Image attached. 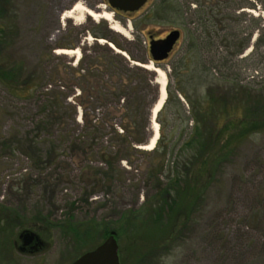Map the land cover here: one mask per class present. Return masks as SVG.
Segmentation results:
<instances>
[{"label":"trees","instance_id":"1","mask_svg":"<svg viewBox=\"0 0 264 264\" xmlns=\"http://www.w3.org/2000/svg\"><path fill=\"white\" fill-rule=\"evenodd\" d=\"M153 3L151 14L155 19L186 30L190 41L187 51L191 52V58H179L170 64L167 96L155 117L159 134L153 147L146 151L139 146L148 144L153 135L152 110L159 97L157 74L134 63L146 64L151 58L134 56L115 38L143 48L140 34L127 40L101 20L91 21L89 28L69 25L67 31L78 34L74 44L47 45V75L40 70L24 74L23 64L0 58V86L15 100L32 97L39 103L30 131L3 133L0 124V158L19 151L27 158L34 155L38 167L47 164L49 168L55 163L56 169L66 148L87 163L81 167L89 176L83 181L85 189H91L85 193L86 198L98 185L110 188L123 180L122 172L126 170L122 161L130 168L143 169L146 173L143 183L154 189L143 213L152 223L153 219L167 215L166 222L156 225L165 231L174 220L171 215L178 208L179 197H192V188L201 185L204 177L206 182L201 186L205 188L207 183H212L221 166L243 142L264 133V76L255 74L264 63V18L247 11L258 5L264 10V0H155ZM86 33L111 41L117 48L125 49L127 56L97 42L91 50L82 47L76 62L53 53L58 47L78 46ZM250 46V52L243 56ZM181 69L190 73L187 83L193 86L191 93L181 86L175 88L177 96L170 76ZM249 70L254 73L249 74ZM172 98L188 123L182 129L184 142L178 155L167 142L160 120L161 112ZM43 150L46 158L42 160ZM139 153L150 158L138 161ZM166 155L170 161L165 167ZM90 159L98 163L90 164ZM67 167L51 173L47 185L69 182ZM29 181L35 186L39 179L29 177ZM51 191L54 193V188ZM195 203H188V208ZM2 211L0 222L12 225L23 220L9 210ZM63 223L74 233L78 231L71 215ZM85 231L88 232L87 228ZM114 231L117 233L118 228ZM223 259L221 264H230Z\"/></svg>","mask_w":264,"mask_h":264},{"label":"rangeland","instance_id":"2","mask_svg":"<svg viewBox=\"0 0 264 264\" xmlns=\"http://www.w3.org/2000/svg\"><path fill=\"white\" fill-rule=\"evenodd\" d=\"M154 1L149 0L138 10L126 12L112 10L106 0H0V58L23 64L24 74L40 70L47 75V45L74 44L78 38V34L67 31L69 25L89 28L91 21L103 20L110 29L118 25L122 33L112 30L127 40L140 34L143 48L115 37L122 48L139 58H151L147 51L150 38H163L169 31L178 29L180 37L166 59L158 65L147 61V65L162 69L168 81L170 64L179 58H191V52L187 51L190 41L183 27L152 16ZM77 2L94 11L102 6L111 13L112 19H95L86 13L80 16L77 11L61 18ZM258 6L247 11L264 18V10ZM255 37L256 34L251 44ZM94 42L100 43L86 33L78 46L58 47L52 51L62 55L56 49L76 48L80 57L81 48L91 50ZM102 43L127 56L125 49L117 48L111 41L103 39ZM250 50L251 46L242 55ZM63 55L77 61L76 54ZM253 73L249 70V74ZM256 73L264 76V63ZM189 74L183 69L171 73L172 88L181 86L191 93L193 85L187 83ZM175 94L179 95L177 90ZM73 96L69 98L71 102ZM38 106L32 97L15 100L0 86L2 132L30 131ZM160 120L167 142L175 147L174 154L178 155L184 142L182 129L187 122L178 112L173 98L161 112ZM139 147L150 150L142 145ZM41 153L43 160L46 150ZM8 157L0 158V218L4 214L2 210H9L23 220L12 225L0 222V264H70L78 255L100 244L108 236L107 232L116 228L119 264H221L223 258L230 264H264V133L243 142L221 166L212 183H207L205 188L201 186L206 182L204 177L201 185L192 188V197H179L178 208L170 214L174 220L165 231L156 225L166 222L167 215L153 219L152 223L143 213L154 193V189L143 183L146 178L143 169L130 168L122 161L126 170L122 172L123 180L110 188L98 185L86 198L85 193L91 189H85L83 181L89 176L81 167L87 163L68 149L61 153V163L58 162L56 169L55 163L49 168L47 164L38 167L35 164L38 159L34 155L27 158L24 152L18 151ZM136 157L143 162L150 158L140 153ZM96 161L90 159L89 163L95 165ZM169 161L170 156L166 155L165 167ZM62 166H68L70 181L52 187L47 185L48 176L55 171L61 172ZM29 177L39 182L35 186L29 184ZM191 202L196 203L188 208ZM69 215L78 224V235L63 223ZM62 224L64 226L60 227ZM24 230L40 238L43 246L38 251L23 253L19 250L22 245L19 234Z\"/></svg>","mask_w":264,"mask_h":264},{"label":"water","instance_id":"3","mask_svg":"<svg viewBox=\"0 0 264 264\" xmlns=\"http://www.w3.org/2000/svg\"><path fill=\"white\" fill-rule=\"evenodd\" d=\"M106 1L108 3V6L112 9L132 12V11L138 10L148 0H106ZM179 36H180V31L178 29H173L169 31L163 38H158V39L150 38L147 49L151 57V60L159 63L160 61L166 59L169 52L172 50L173 46L177 42ZM134 63H136L137 65L146 67L143 64H140L137 62H134ZM166 84H167V79H166ZM166 84H165V94H166L165 98L161 106L159 107V109L156 111V113H153V110H152L151 122L153 121L156 122L154 118L156 117L157 112L160 110V108L162 107L166 99V96H167ZM160 92H161V86L159 83L158 100L160 98ZM19 237L22 238L21 246L28 245L33 240V238L38 240V242H41L39 240V237L34 232L29 231V230H24L23 232H21L19 234ZM70 264H119L118 245H117V241L115 238V231L111 230L108 236L100 244H98L91 250L81 253Z\"/></svg>","mask_w":264,"mask_h":264},{"label":"bare ground","instance_id":"4","mask_svg":"<svg viewBox=\"0 0 264 264\" xmlns=\"http://www.w3.org/2000/svg\"><path fill=\"white\" fill-rule=\"evenodd\" d=\"M76 11L79 13L80 16H82V14L86 13L88 16H91L95 19L96 18H103L105 20H111L112 19L111 13L103 10L102 6H98V11H94L90 8L83 6L79 2L75 3L70 10H67L65 13H63L61 18H64L65 16H70L71 13H74ZM111 27L115 31H118L121 33L123 32L122 29L118 25H112ZM99 42L100 43L103 42V39H99ZM56 52L60 53V54H76L77 59L79 57V51L76 48L75 49H56ZM145 66L149 69L155 70V72L157 73V82H159L160 86H161L160 98L153 108V113H156V111L161 106V104L165 98V95H166L165 94L166 76H165V72L162 71L161 69L157 68V67H152L150 64H148V65L145 64ZM152 128H153V136L151 137L148 144L142 145V148L151 149L153 147V145H154V143L158 137V124L154 121L152 122Z\"/></svg>","mask_w":264,"mask_h":264},{"label":"flooded vegetation","instance_id":"5","mask_svg":"<svg viewBox=\"0 0 264 264\" xmlns=\"http://www.w3.org/2000/svg\"><path fill=\"white\" fill-rule=\"evenodd\" d=\"M20 240L22 241V238H20ZM39 240H40V238H39ZM42 246H43L42 242H38V240H36L35 238H33V240L28 245H26V246H19L18 248H19V250L21 252L25 253V252H36Z\"/></svg>","mask_w":264,"mask_h":264}]
</instances>
